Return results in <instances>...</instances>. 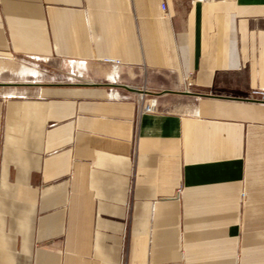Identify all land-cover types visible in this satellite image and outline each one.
<instances>
[{
	"label": "crops",
	"instance_id": "obj_1",
	"mask_svg": "<svg viewBox=\"0 0 264 264\" xmlns=\"http://www.w3.org/2000/svg\"><path fill=\"white\" fill-rule=\"evenodd\" d=\"M161 2L0 0V58L87 69L0 88V264H264V0Z\"/></svg>",
	"mask_w": 264,
	"mask_h": 264
},
{
	"label": "rangeland",
	"instance_id": "obj_2",
	"mask_svg": "<svg viewBox=\"0 0 264 264\" xmlns=\"http://www.w3.org/2000/svg\"><path fill=\"white\" fill-rule=\"evenodd\" d=\"M86 70V65L78 61L31 59L19 56L0 58V84H6L0 85V88L7 89L25 82L40 84L67 80L80 81L84 78L83 73Z\"/></svg>",
	"mask_w": 264,
	"mask_h": 264
},
{
	"label": "built area",
	"instance_id": "obj_3",
	"mask_svg": "<svg viewBox=\"0 0 264 264\" xmlns=\"http://www.w3.org/2000/svg\"><path fill=\"white\" fill-rule=\"evenodd\" d=\"M160 10L164 13H166V0H162V2L159 5ZM103 63L117 66L120 64L119 60L114 58H103L100 60ZM112 84L116 85V79L111 80ZM192 87L191 82L188 78H185L183 82V88L182 91L185 93L190 92ZM244 99L248 101H254L258 103H264V88H250L244 95ZM156 110V98L155 96L151 95L145 84H143L140 88L137 90V100L134 107V116L137 117L142 113H152ZM179 192V189L176 190V193Z\"/></svg>",
	"mask_w": 264,
	"mask_h": 264
},
{
	"label": "water",
	"instance_id": "obj_4",
	"mask_svg": "<svg viewBox=\"0 0 264 264\" xmlns=\"http://www.w3.org/2000/svg\"><path fill=\"white\" fill-rule=\"evenodd\" d=\"M0 85H6L5 83H1ZM121 87H123V88H126V89H129L126 85H120ZM137 91V90H136Z\"/></svg>",
	"mask_w": 264,
	"mask_h": 264
}]
</instances>
